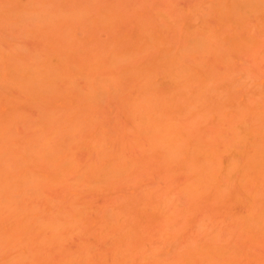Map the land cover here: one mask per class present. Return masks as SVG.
Wrapping results in <instances>:
<instances>
[{"label": "rangeland", "instance_id": "1", "mask_svg": "<svg viewBox=\"0 0 264 264\" xmlns=\"http://www.w3.org/2000/svg\"><path fill=\"white\" fill-rule=\"evenodd\" d=\"M224 1L0 0L3 62L43 67L44 58L58 63L56 52L65 57L50 66L46 93L30 94L19 82L14 84L0 63V172L13 177L10 188L16 182L8 193H2L6 186L0 185V193H7L3 197L14 199L0 209V264H264V222L257 218L262 228L255 222L258 213H264V160L258 155L259 162L251 159L250 166L256 163L260 175L253 167L259 176L242 189L226 173L225 178L221 174L224 181L219 180L217 170V185L208 182L203 190L196 191L198 185L191 191L193 174L206 176V181L212 167L223 170L232 161L223 141L228 144L239 132L234 110L243 111L239 113L245 129L262 130L256 143L249 139L243 149L252 153L256 145L264 146V0H239L241 5ZM224 4L228 11L223 6L219 10ZM22 8L20 16L11 15V10ZM100 13L112 15L111 22L98 21ZM63 14L67 19L58 22ZM143 31L152 38L160 33L162 39L139 44ZM116 53L123 59L114 66L99 65ZM167 53L176 55L172 60L178 70L190 67L195 75L190 83L168 84L158 64ZM197 74L207 77L213 90L207 99L197 95L203 98L201 104L195 101L202 88ZM101 82L106 84H99L97 100L88 103L85 94ZM146 100L153 107H147ZM148 112L179 126L185 121L191 131L181 138L184 146L208 142L218 150V161L211 156L214 151L209 159L197 152L202 161L208 159L204 168L212 166L207 169L210 176L204 168V177L200 169V174L194 172L185 147L179 152L177 144L176 151L166 152L170 148L168 143L169 149L164 148V139L162 145H150L162 135L149 141L146 134L152 130L142 133L141 121ZM220 112L221 122L216 116ZM51 132L43 157L32 160L27 151L39 153V140ZM89 141L96 142L99 151L90 149ZM232 149L228 151L235 155ZM118 159L124 164L113 166ZM26 166L28 174L23 172ZM20 170L36 180L28 182L23 174L24 188L17 179ZM54 176L61 182H50ZM55 222L60 228L52 231L49 225Z\"/></svg>", "mask_w": 264, "mask_h": 264}, {"label": "bare ground", "instance_id": "2", "mask_svg": "<svg viewBox=\"0 0 264 264\" xmlns=\"http://www.w3.org/2000/svg\"><path fill=\"white\" fill-rule=\"evenodd\" d=\"M231 2L232 3V1L231 0H228V2ZM237 1V0H236ZM240 1H244V0H240ZM247 1H249V0H247ZM227 1L225 0L224 1V3L225 4H227L226 3ZM236 3H239V0L236 2ZM236 3H233V5H235ZM256 3V2H255ZM225 4L224 5H220V9L219 10H223V9H221V7L222 8H224L225 10L224 11H228L227 9H228V7L229 6H227L226 8L224 7L225 6ZM241 4H242V2H241ZM240 3H239V5H241ZM259 4V2H257V5ZM227 5H229V4H227ZM232 5V4H231ZM235 6H238V5H235ZM259 6V5H258ZM240 6H238V8H239ZM235 8L236 7H234V9H233V11L235 10ZM230 10V9H229ZM231 11V10H230ZM229 11V12H230ZM232 11V12H233ZM219 12V11H218ZM222 14H225V12H223V11H220ZM219 12V15L221 14ZM231 12V13H232ZM10 13H11V15L13 16V17H17V16H20V14H22L23 13V8L22 9H20V10H11L10 11ZM72 13H74V12H72ZM228 13V12H227ZM226 13V14H227ZM230 13V14H231ZM46 14V13H45ZM44 13H43V15H45ZM67 14V13H66ZM66 14H63V16L62 15H60L61 17H63L62 19H61V17L59 18V17H57L58 19H57V21L59 22V20L61 21V20H64V19H67V16H66V18H65V16L64 15H66ZM229 14V15H230ZM47 15V14H46ZM43 16V19L44 18H47V16ZM75 15V13L74 14H72V15H69V16H71V17H69L68 16V19L69 18H72V16H74ZM98 17H100L102 20H100V18H98ZM98 17H97V20L98 21H101V22H106L107 21V23H110L111 22V19L113 18L112 17V15H110V14H107V13H105L104 15H103V13H100L99 15H98ZM227 17L228 16H226V19H227ZM231 17V16H230ZM241 17H243V16H241ZM231 19V18H230ZM232 19H234L235 20V18H233L232 17ZM237 20H239V18H236ZM241 20H243V18H240ZM48 21H51V20H49V19H47ZM56 20V19H55ZM110 20V21H109ZM234 20H232V21H234ZM230 21V20H229ZM231 21V22H232ZM58 22H56V23H58ZM242 22V21H241ZM237 23H239V22H237ZM216 31V30H215ZM148 38L149 39H157V41H160L161 39H162V35L160 34V33H158V36L157 37H155V38H152V36H150L146 31H143L142 32V36H141V40H140V42H139V44H143V43H146L147 42V40H148ZM64 51H65V54H66V50L64 49ZM58 56V58H57V60H58V63H61V62H63L64 60H65V57L61 54V53H58V52H56V57ZM176 55H174V54H171V53H167L165 56H164V59H161V61H158V64L161 66V67H163V69H164V71L166 72V74H167V76H168V84H170L171 86H173V87H178V86H181V85H183V84H185L186 82H188V83H190L191 81H192V79L194 78V74L192 73V71H191V69H190V67L188 66V67H184V70H178L177 68L178 67H180V66H178V67H174V60H172L174 57H175ZM44 58V57H43ZM3 59H4V54H3V52H2V50H0V63L2 62L3 64H4V66H3V71L6 73L7 72V74L8 75H10L11 77H13V79H11V81L14 83V84H16L17 82H19V84L22 86V87H26V88H28L30 91H29V93L30 94H34L35 93V91L37 92L38 90H42L43 91V93H46V92H48V82L51 80V78H52V75H51V73H50V71H51V67L50 66H54L55 64H58L57 63V61H55V62H53L51 59H49V58H44L43 60H41L40 61V63H42L44 66L43 67H36V65L37 64H35V65H32L31 66V62L30 63H28V62H23V63H21V62H19L18 60H15L16 62H13V61H10V62H3ZM123 59V56H122V54H120V53H116L115 55H110L109 57H108V59L106 60V63H102V64H99L102 68H105V67H112V66H114V64L116 63V62H118V61H120V60H122ZM227 60H228V58H227ZM199 81H201L202 80V88L201 89H197V94H196V96L198 95V96H201V97H203V98H205L206 97V99H207V96L208 95H206V94H209V93H211L210 91H212L213 92V90H211V89H209V88H211V86L210 85H208L207 83H206V79H207V77H205L203 74H197V77H196ZM99 84H102V85H104V84H106L105 82H101V83H94V85L92 86V88L85 94V99H86V101L88 102V103H92V102H95L94 100L96 99L97 100V89H98V87L99 86H102V85H99ZM238 83H236V86H240V85H237ZM231 85H233V84H231ZM210 86V87H209ZM227 88L229 89V87L227 86ZM232 88H234V86H232ZM208 90V91H207ZM210 90V91H209ZM234 90V89H233ZM240 90V89H239ZM49 92H52V90H49ZM212 94V93H211ZM204 95H205V97H204ZM63 96H64V99H65V101L66 102H68V93H66V91H65V93H63ZM197 96V97H198ZM201 97H198L195 101H199V103L201 104V101L203 100V98H201ZM196 98V97H195ZM201 98V99H200ZM209 98V97H208ZM212 98V97H211ZM200 99V100H199ZM206 99H204V100H206ZM209 100V99H208ZM250 100V99H249ZM148 101L149 100H146V102H145V105L147 106V107H151L152 105H153V103L151 102V101H149L150 103L149 104H151V105H149L148 104ZM203 103H204V101H202ZM198 103V102H197ZM197 103H195L194 102V104H196L197 105ZM239 103V102H238ZM221 104V103H220ZM219 104V105H220ZM205 105V104H204ZM208 105V104H207ZM206 105V106H207ZM238 105V108H239V105L240 104H237ZM246 105V104H245ZM195 106V105H194ZM203 106V105H202ZM201 106V107H202ZM240 106H242V105H240ZM136 107V106H135ZM153 107V106H152ZM199 107H200V105H199ZM209 107V106H208ZM246 107V106H245ZM194 108H196V106L194 107ZM214 108V107H213ZM219 108H221V107H219ZM241 108V107H240ZM244 108V107H243ZM207 109V108H206ZM245 109V108H244ZM195 110V109H194ZM220 110V109H219ZM239 110V112H243V111H241L240 109H238ZM204 111V110H203ZM221 111V110H220ZM245 111V110H244ZM195 112V111H194ZM197 112H198V110H197ZM200 112H201V109H200ZM205 112V111H204ZM219 112V111H218ZM234 112H235V119L238 121V122H240V127H238V129H239V132H236V133H233V136L231 135L230 137H232V138H230V139H232V141L231 140H227L228 141V144H227V142L226 141H223L224 143H225V145L223 146V149H224V151H226V152H228V154H230V156H228V160H232V161H229V163H227V165H225V169L223 168V170H224V173H223V170L222 169H220L221 167H216V166H214V167H212L211 165L209 166V167H207V169H209V168H215L214 169V171H213V169L211 170V172H210V170L208 171L206 168H204L205 166V164H203V163H205L211 156H215L214 158L212 157L211 158V160H213L214 159V161H218V160H216V158L218 159L220 156H218V150L213 146V147H211V143L209 144L208 142H206L207 143V145H206V143H205V145H203L202 143V145L200 144V142L198 143H196V144H199L198 146L194 143V145L195 146H197V147H199L200 145H201V147L202 148H200L199 147V149H197V150H195L196 148L192 145L193 143H192V141L190 142L189 140V142L191 143H189L190 144V146H187L186 144H185V146L183 145L185 142H184V140L183 139H185V137H187V132H188V130H189V128L190 127H188L189 125H187L186 123H184V122H182V125L181 126H179V125H177L176 123H175V121L174 120H170V119H163V117H161V116H159L158 118H154L151 114H150V112H148L147 113V116H144L145 117V119H144V121L142 122L141 121V123L143 124L144 122V124L142 125L141 123H140V125H142V128L144 127V128H147L148 129V131L145 129L144 130V128H143V130H142V133H143V131H144V133L145 132H149V129H150V131H151V133L149 134L148 133V135L146 134V138L149 140H154V138H156L157 136H159L158 135V133H161V135L163 136V134H164V138L162 137H157L156 138V140H158V141H156L155 140V142L154 141H150L149 143H150V145H154V143H159V144H161L162 145V139H164L163 141H164V143H165V145L164 146H166V147H164V148H166L167 149V147H168V145H167V143L169 144V150L168 151H166V152H169V151H176L175 149H176V147L175 146H180V151L179 152H181L182 150H185V149H183L184 147L186 148V150L188 151L189 150V154L187 155V156H190V158L188 159V160H190V161H192L193 162V164L191 163V162H189L190 164H192L191 165V167H193V168H195V170H194V172H196V171H198V169H200L199 171L201 172L203 169L202 168H204V172L206 173V171H207V173H208V175H207V173H206V175L207 176H210V173H212L211 174V179L209 178V179H207L206 181H204L205 179H206V176L204 175V174H202L203 172H201V174H202V176L205 178V179H203L201 176H199V175H195V174H193L192 175V178L191 179H195V182L193 181V180H191L192 182L191 183H194L193 185H191L192 187H191V191H193V189L192 188H194V190H195V188L198 186V185H200V186H198L197 187V190L196 191H199L200 189H202L203 188V185L204 184H206V183H212L213 185L216 183V180H215V178H216V174L217 173H219V172H221L220 173V177L221 178H219V180H221V179H223V181H224V178L226 177V175H227V178H230V179H233V181H235V179H236V181L239 183V185H242V187H241V189L242 188H244V186H246L247 184H248V182H251V181H255L257 178H255V177H257V176H259L260 174H262V172L261 171H264V169H260L258 166H254L253 165V163H252V166L253 167H255V169L257 168H259L260 169V174H259V172H258V170L256 171L255 169H252L253 167H251L250 165H251V159L253 158H255V156L256 155H258V159H260V161H261V159L262 160H264V146H261V145H256L254 148H253V152L252 153H248V152H250V151H246V150H244L243 149V144L246 142V141H248L249 139H251V142H254V143H256V139H257V137H259V136H261L262 135V130L261 129H254V131L253 130H250V128H244L243 126H241V125H243V124H245V120H243V118H242V115L239 113V112H237L236 110H234ZM223 113V112H222ZM200 114V113H199ZM215 114V113H214ZM257 114V113H256ZM217 116V118H218V120H219V122H221L222 120H223V116H222V114H221V112H220V114L219 115H216ZM258 116V115H257ZM49 117V115H46L45 116V118H46V120H47V118ZM143 117V118H144ZM203 117H205V116H203ZM208 117V116H207ZM143 118L141 119V120H143ZM234 119V120H235ZM137 121L138 120H136V124H138L137 126H140L139 125V122L137 123ZM214 121V120H213ZM216 121V120H215ZM187 122V121H186ZM217 124H218V122H216ZM146 124V125H145ZM184 124L187 126H185L184 127ZM220 124V123H219ZM145 125V126H144ZM188 128V129H187ZM187 130V131H186ZM190 131H191V129H190ZM189 131V132H190ZM153 132H154V135H153ZM189 132H188V134H189ZM220 132H217L216 134H219ZM45 134V135H44ZM152 134V135H151ZM155 134H157V135H155ZM222 134V133H221ZM221 134H219L220 136H221ZM41 135H42V133H41ZM53 135V132H51V133H43V135H42V138L39 140L40 142V144L41 145H39L40 147H39V149H40V152L39 153H36L35 151H33L34 152V158H33V152H30L31 151V149L29 150V151H27V149H25V151H27L29 154H31L32 153V156L30 155V157H32L31 159L33 160L34 159V161H36V160H38L41 156L43 157V155H41L42 154V150H44V149H46V147H47V149H48V147H49V140L52 138L51 136ZM149 135H150V137H149ZM186 135V136H185ZM219 135H217V137L219 136ZM224 135H226V134H224ZM152 136V137H151ZM183 136H185V137H183ZM154 137V138H153ZM183 137V139H181ZM228 137V136H227ZM226 137V138H227ZM181 139V142H179V140ZM188 138V137H187ZM220 139V138H219ZM52 140V139H51ZM182 141H183V144H182ZM229 141H230V143H229ZM181 143V145L179 144V143ZM176 143V144H175ZM223 143V144H224ZM178 144V145H177ZM173 145L174 146V148L172 147L171 148V146ZM192 145V146H191ZM209 145V146H208ZM245 145V144H244ZM90 149H94L96 146H97V143L96 142H93V141H89L88 142V145H87ZM178 146V147H179ZM203 146H204V148H203ZM208 147V148H206V147ZM99 147V146H98ZM98 147H96L95 149H97ZM118 147V146H117ZM182 147V148H181ZM189 147V148H188ZM192 147V148H191ZM215 148L214 150L212 149V150H210L211 148ZM227 147V148H226ZM233 148V149H232ZM118 149H121L120 148V146H119V148ZM166 149H164V150H166ZM171 149H173V150H171ZM226 149V150H225ZM234 150V151H236V156L235 155H231V153H229V151L230 150ZM243 149V150H242ZM98 151H99V149H97ZM191 150V151H190ZM215 150H216V152H215ZM229 150V151H228ZM24 151V153H26ZM115 151V149L113 150V152ZM177 151H178V148H177ZM193 151H195L196 152V155L194 154L195 152H193ZM211 151H214L213 152V154L211 155ZM221 151V150H220ZM117 152L118 151H115L114 152V154L116 153L117 154ZM183 152V151H182ZM191 152H193V153H191ZM197 152H199L200 154L201 153H203V154H205L206 155V157H208V159L206 160V161H202V160H204V159H202L201 160V155H200V158H199V153H197ZM211 152V153H210ZM27 153V154H28ZM185 153H186V151H185ZM184 153V154H185ZM223 153V152H222ZM167 154H169V153H167ZM172 153H170V155H171ZM179 154V153H178ZM180 154H183V153H180ZM211 156H210V155ZM217 154V155H216ZM35 155H38V156H35ZM39 155H41V156H39ZM194 157H193V156ZM198 155V156H197ZM205 155L203 156V158H206L205 157ZM220 155V154H219ZM118 156H119V153H118ZM176 156V155H175ZM254 156V157H253ZM260 156H262V157H260ZM37 157V158H36ZM39 157V158H38ZM178 157V156H177ZM191 157H192V160H191ZM231 157H232V159H231ZM244 157L245 158H247V159H244ZM196 158H197V160L198 161H196ZM194 159H195V161H194ZM55 160V159H54ZM118 160H119V162H118ZM118 160H116L115 162H114V164H113V166L116 164L117 165V167H119V163H123L122 162V160H120V159H118ZM202 161V164L203 165H201L200 164V166H199V163H201V162H199V161ZM211 160H209L210 162H212ZM242 161V163H239V161ZM208 161V162H209ZM240 161V162H241ZM254 161H257L256 160V158H255V160ZM2 163H3V161H1ZM7 162V161H6ZM199 162V163H198ZM210 162H209V164H210ZM253 162V161H252ZM257 162H259V160L257 161ZM198 163V165H196L195 166V164H197ZM214 163V162H213ZM246 163H247V165H246ZM4 164V163H3ZM7 164V163H6ZM6 164L4 165V166H6ZM124 164V163H123ZM207 164V163H206ZM216 164V163H215ZM258 164V163H257ZM194 165V166H193ZM217 166H218V163L216 164ZM239 165H240V167H239ZM0 166H1V164H0ZM28 166V165H27ZM27 166L25 167V168H23L24 169V171L23 172H25V174L29 171V168L27 169ZM112 166V168H113V172H114V174L115 173H117V176H118V174H119V171L117 172V169H115V167H113ZM121 166V165H120ZM198 166V167H197ZM201 166H203V167H201ZM220 166V165H219ZM122 167V166H121ZM124 167V166H123ZM224 167V166H223ZM228 167V171H231V172H233V174L232 173H230V174H228V172H226L227 171V168ZM218 168V169H217ZM251 168V169H250ZM1 169V168H0ZM25 169H27V170H25ZM115 169V170H114ZM197 169V170H196ZM94 170V169H93ZM92 170V171H93ZM190 170L191 171H189L190 172V174H192V169L190 168ZM217 170H220L219 172L217 171ZM222 170V171H221ZM235 170V171H234ZM253 170V171H252ZM21 171V170H20ZM21 171V174H19L20 176H18L17 177V179L19 178H21L20 180H19V182H20V184H23V186H24V188H25V182L27 181V179H28V182L29 181H31V182H34V180H36V179H33V177L34 178H36L34 175H32V174H30L29 173V177H31V176H33V177H31V178H29L28 177V175L26 176L23 172ZM27 171V172H26ZM116 171V172H115ZM198 171V172H199ZM213 171V172H212ZM250 171H252L251 173V176H250V174H249V172ZM258 172L257 174H259V175H257L256 173H254V172ZM193 172V173H194ZM198 172H197V174H198ZM200 172H199V174H200ZM210 172V173H209ZM11 173V172H10ZM12 173H17V172H12ZM225 173H226V175H225ZM256 174V175H254V174ZM15 174H13V175H15ZM23 174L25 175L24 176V178L26 177L27 179H23ZM28 174V173H27ZM213 174H214V176H215V178H213L214 176H213ZM221 174H222V176L224 177H222L221 176ZM232 174V176L230 177V175ZM18 175V174H17ZM16 175V176H17ZM31 175V176H30ZM228 175H229V177H228ZM254 175V176H253ZM3 176V177H2ZM9 175H7V176H5V175H3V173L2 172H0V178H3L4 179V182H5V184L3 183V179H0V185L3 187L4 185L6 186V189H5V187H3L4 189L3 190H1L2 191V193H5V192H10V190L12 191V189L15 187L14 185L16 184V182H13V183H15L13 186H11V188L9 187V180L10 179H12V178H6V177H8ZM11 176H12V174H11ZM91 176V175H90ZM197 176L199 177V178H201L202 179V181L201 180H199V178L198 179H196L197 178ZM217 176H219V174H217ZM250 176V177H249ZM42 177H44V176H42ZM114 177H116V176H114ZM254 177V179L253 180H251L252 178ZM16 178V177H15ZM53 179H52V181H50V182H54V183H60L61 181H58L59 180V178H60V176H54V177H52ZM6 179V180H5ZM217 179V178H216ZM259 179V178H258ZM8 180V181H7ZM14 180V179H13ZM24 182H23V181ZM60 180H62L61 178H60ZM211 180H212V182H211ZM214 180V181H213ZM16 181V180H15ZM58 181V182H57ZM27 182V183H28ZM199 182H200V184H199ZM201 182H204V183H201ZM213 182H215V183H213ZM7 183V184H6ZM190 183V184H191ZM219 183V182H218ZM20 184L18 185L19 186V188L20 189H24V188H22V186L20 187ZM202 185V186H201ZM209 186L211 185V184H208ZM212 185V186H213ZM215 185H217V184H215ZM27 186V185H26ZM205 186H207V185H205ZM211 186V188H215L216 189V187H212ZM225 186V185H224ZM2 187H0V188H2ZM8 187V188H7ZM200 187V188H199ZM226 187V186H225ZM198 188H199V190H198ZM206 188H208V186L206 187ZM8 189V190H7ZM18 189V188H17ZM17 189H15V190H17ZM227 189V188H226ZM15 190H14V193H15ZM203 190V189H202ZM220 190V189H219ZM235 190V189H234ZM0 191V192H1ZM3 191H5V192H3ZM238 191H239V189H238ZM13 192V191H12ZM11 192V193H12ZM195 192V191H194ZM219 192V191H218ZM233 192V191H232ZM236 192V191H235ZM240 192H242L241 190L239 191V193ZM2 193H0V195H2V196H0L1 198H0V204L3 206H1L0 205V209L2 208H5V205L6 206H8V204L11 202V199L12 200H14L13 198H11V197H9V199L7 198V200L4 198L5 197V195L7 194H5V195H3ZM10 193V194H11ZM19 193V192H18ZM220 193V192H219ZM13 194V193H12ZM237 194V193H236ZM4 196V197H3ZM3 197V198H2ZM1 199H3L2 201H1ZM5 199V200H4ZM10 200V201H9ZM4 201L6 202V203H4ZM9 202V203H8ZM3 204H5V205H3ZM254 215H256V213L254 214ZM260 219L262 222H264V213H262V212H259L258 213V215L256 216V220H255V222H257L258 221V219ZM261 221H259V222H257V224L259 223V225H260V227L262 228V225H264V224H262L261 225ZM261 222V223H260ZM57 222H55L54 224L53 223H51V225H49V229H51L52 231H56L57 229H59L60 228V224L59 223H57V224H59L57 227H56V224ZM66 225V224H65ZM66 227H68V225H66ZM57 228V229H56ZM56 229V230H55ZM68 229V228H67Z\"/></svg>", "mask_w": 264, "mask_h": 264}]
</instances>
